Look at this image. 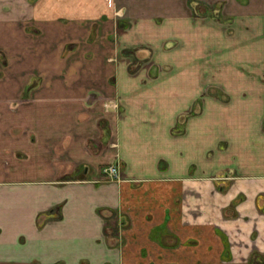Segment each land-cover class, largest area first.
<instances>
[{
	"label": "crops",
	"instance_id": "1",
	"mask_svg": "<svg viewBox=\"0 0 264 264\" xmlns=\"http://www.w3.org/2000/svg\"><path fill=\"white\" fill-rule=\"evenodd\" d=\"M158 16L214 33L218 54L264 33V0H0V264H264V159L188 172L186 117L149 100L186 65L152 77L188 32L149 54L136 37ZM245 78L264 153V75ZM236 135L192 150L235 154Z\"/></svg>",
	"mask_w": 264,
	"mask_h": 264
},
{
	"label": "rangeland",
	"instance_id": "2",
	"mask_svg": "<svg viewBox=\"0 0 264 264\" xmlns=\"http://www.w3.org/2000/svg\"><path fill=\"white\" fill-rule=\"evenodd\" d=\"M207 9H209L207 5L201 3L199 11L204 13V10L207 11ZM204 19V22L209 24L207 23L208 19ZM162 23L163 18L161 16L152 20L149 24L150 32L141 33L136 37V41L139 44L148 45V47L143 48H146L151 54L155 52V44L160 47L167 41L168 43L173 42L175 38H178V34L182 35L183 31H188L184 33L185 46L175 50L173 48L160 50L159 55L167 59L169 65L165 67L157 66L156 72L152 73V77L162 76L170 68L173 70V62L179 52V61H185L186 65L183 64L185 66L182 67L181 71H176L172 77L166 79L164 84L156 82L154 86L152 85L149 88L150 90L164 92L162 95L165 97L149 99L155 100L156 106H169L172 110L177 111L183 116V123L185 117L187 119L189 132L183 139L185 138L189 145L186 157L189 167L188 172L194 171L197 166H203L201 169L204 170H208L210 166L228 167L229 170L222 169L228 172L233 169L246 172L251 170L253 166L258 165L260 162H258V158L264 159V153L259 146V141L262 138L257 125L260 113L257 103L260 98L251 96L250 92L254 95L255 91L254 89L250 90V88L255 84L248 81L245 76H248V74L264 75V33L253 35L257 37L252 36L251 40L250 36L244 34L241 37L242 41L236 42L235 40V44L232 45L229 53L223 51L222 54H218L217 51L213 52V46L216 42L214 33L203 28L190 29L189 26H182L174 20L166 21L165 26H162ZM254 38L255 41H253ZM172 46H175V44L172 43ZM160 56H157V59ZM170 57H172L173 62ZM158 69L159 71H157ZM215 84L228 85L232 100L230 101L225 96L213 98V95L219 93L212 90V87H217L214 86ZM153 102L150 103L154 105ZM206 107L207 114L196 118L197 113ZM245 111L248 119L243 122ZM231 116L235 119L237 129L232 124ZM173 120L174 116L172 122ZM214 125L218 127H214ZM237 133H240L248 143L235 154L227 152L211 159L208 154H210V151L215 152L211 148L210 151H207L208 148L203 150L201 157L199 149L198 155L196 151H193L194 149L192 150L196 138L198 142L202 137L206 141L214 140L220 136L233 140V137H238ZM110 166L117 167L118 177H113L109 172ZM102 172L105 179H118L120 167L118 163H109L102 168Z\"/></svg>",
	"mask_w": 264,
	"mask_h": 264
},
{
	"label": "built area",
	"instance_id": "3",
	"mask_svg": "<svg viewBox=\"0 0 264 264\" xmlns=\"http://www.w3.org/2000/svg\"><path fill=\"white\" fill-rule=\"evenodd\" d=\"M109 172L113 175V177H118V169L116 166H110Z\"/></svg>",
	"mask_w": 264,
	"mask_h": 264
}]
</instances>
